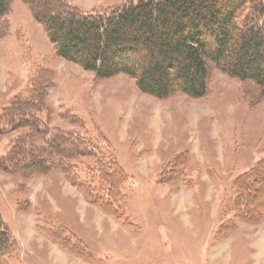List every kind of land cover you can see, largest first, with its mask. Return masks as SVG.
<instances>
[{
  "label": "rangeland",
  "instance_id": "1",
  "mask_svg": "<svg viewBox=\"0 0 264 264\" xmlns=\"http://www.w3.org/2000/svg\"><path fill=\"white\" fill-rule=\"evenodd\" d=\"M127 1L9 0L0 28V113L17 101L34 102L25 108L37 111L33 116L44 130L88 138L91 157L112 160L119 173L105 174L101 182L92 158L79 160L78 180L57 168L29 173L22 165L29 144H48L32 134L28 117L18 128L5 125L0 217L15 239L9 262L264 264L259 89L209 64L204 96L175 92L157 98L124 74L101 78L59 57L33 17L44 9L86 13ZM248 172L255 174L243 175ZM248 177L255 195L247 205L260 210L239 216L226 203L234 184L244 187ZM91 179V189L78 185ZM96 183L104 194L113 186L109 195L121 197L122 218L93 199Z\"/></svg>",
  "mask_w": 264,
  "mask_h": 264
},
{
  "label": "trees",
  "instance_id": "2",
  "mask_svg": "<svg viewBox=\"0 0 264 264\" xmlns=\"http://www.w3.org/2000/svg\"><path fill=\"white\" fill-rule=\"evenodd\" d=\"M8 6L9 0H0V28ZM33 17L42 24L59 57L101 78L124 74L135 80L141 92L154 97L164 98L175 92L192 98L204 96L209 64L231 77L251 82L264 95V0H128L102 11L44 9ZM28 102L17 101L1 111L0 134L5 125L18 128L28 117L32 134L42 137L48 148L29 144L24 169L31 173L57 168L78 180L79 160L94 159L89 154L93 143L74 132L44 130L42 122L33 116L37 111L25 108L34 103ZM10 159L9 156V162ZM93 163L90 166L96 167V177L103 183V175L119 174L108 158L99 156ZM10 167L4 169L12 171ZM16 167L19 169L21 163L17 161ZM245 179L248 186L234 184V193L226 203L239 216H250L260 210L255 204L247 205L249 196L255 195L250 189H255L251 186L253 181ZM260 180L262 177L257 181ZM78 185L88 190L93 181L89 180V184L79 181ZM99 189L97 185L93 199L104 207L110 206L116 217L122 218L121 197L115 200L109 195L113 186H107L106 194ZM14 243L0 217V264H15L8 259Z\"/></svg>",
  "mask_w": 264,
  "mask_h": 264
}]
</instances>
